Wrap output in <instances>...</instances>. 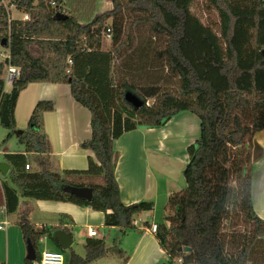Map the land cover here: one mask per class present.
I'll return each mask as SVG.
<instances>
[{"label":"trees","instance_id":"16d2710c","mask_svg":"<svg viewBox=\"0 0 264 264\" xmlns=\"http://www.w3.org/2000/svg\"><path fill=\"white\" fill-rule=\"evenodd\" d=\"M110 1L111 10L96 14L99 0H57L59 8L46 0H11L8 5L0 0V45L5 40L9 51L0 63V125L9 131L8 138L18 135L23 152L36 163L33 168L23 153L11 156L17 166L9 182L0 184V209L4 205L7 213H15L20 198L73 203L104 213V225L125 236L136 228L134 218L152 211L154 204L122 202L114 141L139 128H161L189 112L199 119L200 136L187 147L186 188L170 195L166 210L175 211L174 216H166L155 237L167 264H247L264 237V220L253 207L251 176V165L264 156L254 140L264 130V0ZM61 8L67 9V18L57 20ZM12 11L23 17L14 18ZM124 13L143 14L134 21L138 30L127 36ZM108 29L111 49L105 52ZM158 38L164 47H154ZM8 65L20 73L6 92ZM164 72L167 81L176 77L178 84L172 88L168 83L156 95L151 89ZM31 83L69 85L73 99L89 110L91 138L81 148L95 159H89L86 171H53V147L44 131V114L55 110L51 101H40L29 127L17 129V101ZM127 91L144 102L140 109L126 102ZM148 97L155 102L148 104ZM246 146L240 157L238 150ZM67 185L93 189L92 200L66 193ZM29 215L26 207L18 226L37 259L26 258L24 264L40 261L44 238L64 253L65 264H92L125 252L108 248L104 238L87 239L85 256L74 247L63 251L54 233L64 230L73 236L71 229L62 224L36 227ZM184 247L190 252H180ZM128 259L126 255L122 264Z\"/></svg>","mask_w":264,"mask_h":264},{"label":"crops","instance_id":"0c3cea01","mask_svg":"<svg viewBox=\"0 0 264 264\" xmlns=\"http://www.w3.org/2000/svg\"><path fill=\"white\" fill-rule=\"evenodd\" d=\"M21 16H23L21 13L13 11L14 18ZM105 38L103 39L102 50L107 52L111 49V42L106 47L104 45ZM9 87L11 90L12 87ZM10 90L7 89V86L5 87L6 92ZM40 101H51L55 107L54 111L44 114V131L53 147V153L50 156L53 171H86L89 159H95L92 151L81 148V144L91 138V114L89 110L73 99L69 85L31 83L20 93L17 101L15 117L18 130L25 131L29 127L31 116ZM199 136V119L189 112H181L161 128H139L125 133L115 140V176L120 188L122 202L125 205H131L141 201H149L153 202L155 209V202L162 195V193L160 194V178L157 175L160 167L165 165L159 156L162 154L167 158L174 159L181 166L179 169L183 173L185 165L189 162L187 147L194 143ZM16 138L18 139V135L14 136V143H16ZM254 140L264 150V130L256 133ZM3 143L6 145H0V184L9 182L10 173L17 166V163L14 162L17 160L12 159V155L23 153L31 166L36 167V163L30 158L33 156L23 152L24 146H14L13 144L11 146V142L6 141ZM7 145L9 147H6ZM153 160L157 162L156 166ZM251 176L253 207L256 214L264 220V156L251 165ZM170 194L172 195L173 192ZM3 201L5 200L3 199ZM166 201L165 209L169 197L166 198ZM26 207L30 210V222L36 227H52L62 224L71 229L72 247L75 244V228L85 229V241L78 244V249L75 248L81 256H85L84 245L87 239L104 238L107 242L111 236V232H105L101 235L95 226L104 228L105 231L117 229L106 227L104 225V213L93 211L90 208H83L67 202L20 198L19 207L15 213H7L4 205L0 209V264H24L26 260L27 245L18 226L20 213ZM148 213L144 212L134 218L136 228L133 231L140 233L141 237L133 249L132 256L134 257L138 253L145 256L152 254L148 264H157L155 252L158 251L160 254H164V252L159 246L155 237L156 234L150 231L152 224L158 222H145L141 219L143 214L148 215ZM140 222L143 223V227ZM165 224L167 225L168 222ZM89 228L97 231V237L88 235ZM42 242L56 247L47 238L40 243ZM112 256L114 254L107 255L92 264H99L102 259L113 258ZM127 256L129 259L125 264H131L133 257Z\"/></svg>","mask_w":264,"mask_h":264},{"label":"rangeland","instance_id":"374dc122","mask_svg":"<svg viewBox=\"0 0 264 264\" xmlns=\"http://www.w3.org/2000/svg\"><path fill=\"white\" fill-rule=\"evenodd\" d=\"M125 1V0H122ZM3 2L8 5L11 0H3ZM113 8V5L111 3L110 0H99L98 2V8H96V14H101L103 12L109 11ZM12 10H14L12 8ZM12 15H13V11H12ZM143 14H132V13H124L122 20H123V24H124V31H125V36H127V34L130 31L134 30H138L136 29L137 27L134 25V21L137 18L142 17ZM23 16H21L20 18H22ZM205 17V16H204ZM110 23H112V21H110ZM109 23V27L111 26ZM141 27L146 28L143 29L144 30V34H146V37L151 36V33L148 30V27H146L145 25H141ZM146 30V31H145ZM105 40H104V45L107 47L109 46L110 42H111V38H108L107 36H105ZM154 44L155 48H162L164 47V41L162 39H155L152 41ZM35 55L38 56L39 52L34 51ZM8 56V50L3 47L2 45H0V63H3L5 61V59ZM7 69V67H6ZM159 70V69H158ZM160 71V70H159ZM154 73L156 74V71H154ZM169 74L164 72L163 73V80L160 81V83H158L156 86H154L153 89H151V92L159 95L162 91L166 90V88H168V83H170V86L173 88L175 86H177L178 84V79L175 78H171L167 81V76ZM6 76V72L4 74V78ZM137 76V75H136ZM7 89L10 90V87H12V85H6ZM155 102V99L153 97H148L147 98V103L148 104H152ZM9 135V131L7 129H5L4 127H2L0 125V145L3 146V142H11V146L12 144L15 146H22L18 139L16 138V143H14V136L13 135L10 137V139L8 138ZM3 139V140H1ZM6 145V144H4ZM6 147H9L8 145ZM247 152V146L246 148H241L238 150V155H240V157H243L245 155V153ZM163 161H164V166L160 167L159 173L157 175L158 178H160V194L162 193L161 197L158 198L156 203V207L152 212H149L148 215H142L141 219L143 221H156L158 222L157 225H160V223H163L166 216L167 215H171L174 216L175 211L171 210L166 212L165 209V204H166V198L170 197V193L173 192L174 193H178L180 192L182 189H184L185 185H186V181L185 178L183 176V173L180 171L181 166H179V164H177V162L174 159L171 158H167L164 155H160L159 156ZM156 159V158H155ZM154 161V160H153ZM155 162V166L157 164L156 161ZM153 163V162H152ZM153 168V167H152ZM180 168V169H179ZM247 170V168H246ZM168 179V181H167ZM236 183V180H235ZM167 197H166V196ZM167 214V215H166ZM149 223V222H148ZM140 225L143 227V223L140 222ZM167 226H169V224H167ZM98 228L99 233L101 235H103L105 232H111V236L110 238L107 239V247L111 248L113 251H116L118 249L122 250L124 252V254L122 255H117V253L114 254V256H112L113 258H104L100 261L99 264H122L125 260L126 255H129L130 258L133 257V249L134 247H136L141 234L136 232V231H131V233L128 236H123L121 235V232L119 229L116 230H104V228H100L98 226H95ZM241 230H244L246 226H244V223H241L240 226ZM85 233L86 230L85 229H80V228H75L74 230V238H75V244H74V248L78 249V244L83 243L85 241ZM125 237V239L123 240V238ZM123 241V242H122ZM39 252H44V251H58L57 247H54L52 245H47L46 243H40L39 244ZM127 252V253H126ZM157 254V256H156ZM147 257V258H146ZM152 257V254H150L149 256H145L142 255L141 253H138L137 255H135L132 258L131 264H148L149 259ZM155 259H156V263L157 264H167L169 262L168 257H166L165 253L164 254H160L158 253V251L155 252ZM247 264H264V237L262 239H260L257 244L255 245V248L252 250V254L249 258V261Z\"/></svg>","mask_w":264,"mask_h":264},{"label":"water","instance_id":"95a60500","mask_svg":"<svg viewBox=\"0 0 264 264\" xmlns=\"http://www.w3.org/2000/svg\"><path fill=\"white\" fill-rule=\"evenodd\" d=\"M66 18H67V16L64 14H60V13L56 14L57 20H64ZM1 45L3 47L6 46L5 40L2 42ZM262 53L264 56V51ZM125 100L127 103L132 105L135 109H140L144 104V102L139 97H137L136 95H134L130 91H127L125 93ZM64 191L66 193H69V194L77 197V198H80V199H83V200H86L89 202L92 200V197H93V189L87 188V187H76V186L67 185L64 187ZM54 237L58 241L60 248L63 251H67L73 245V237L70 234H68L67 232H65L64 230H57L54 233ZM180 252L188 253V252H190V248L189 247L181 248ZM26 258L30 261H36V259H37V251L33 247L32 243L29 241H27V256H26Z\"/></svg>","mask_w":264,"mask_h":264},{"label":"built area","instance_id":"2783aa9c","mask_svg":"<svg viewBox=\"0 0 264 264\" xmlns=\"http://www.w3.org/2000/svg\"><path fill=\"white\" fill-rule=\"evenodd\" d=\"M49 2L51 7H57V0H46ZM59 8V7H57ZM66 8H61L59 9L58 13L60 14H66ZM24 19H28V16L25 15ZM111 30L108 29L107 31V36L111 37L110 35ZM9 57V51H8V56ZM19 69L15 66L8 65L7 66V72L5 76V82L6 85H12L15 80L19 77ZM26 170H30V164H27L25 167ZM158 230V225L157 224H152L150 231L153 234H156ZM88 235L90 237H97V231L95 229L89 228L88 229ZM45 239V238H44ZM43 239H41L42 241ZM182 260H179V263L181 264ZM37 264H65V255L61 251H44L41 253V258L40 261Z\"/></svg>","mask_w":264,"mask_h":264}]
</instances>
